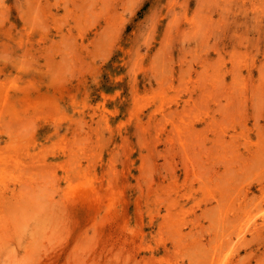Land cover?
Segmentation results:
<instances>
[{"label":"rangeland","instance_id":"rangeland-1","mask_svg":"<svg viewBox=\"0 0 264 264\" xmlns=\"http://www.w3.org/2000/svg\"><path fill=\"white\" fill-rule=\"evenodd\" d=\"M0 264H264V0H0Z\"/></svg>","mask_w":264,"mask_h":264}]
</instances>
